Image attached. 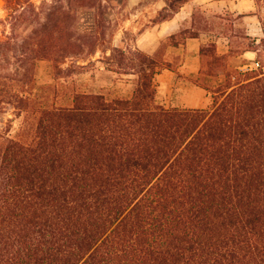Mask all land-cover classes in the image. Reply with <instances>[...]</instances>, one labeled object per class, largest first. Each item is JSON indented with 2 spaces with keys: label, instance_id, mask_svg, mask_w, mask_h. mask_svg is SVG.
<instances>
[{
  "label": "trees",
  "instance_id": "16d2710c",
  "mask_svg": "<svg viewBox=\"0 0 264 264\" xmlns=\"http://www.w3.org/2000/svg\"><path fill=\"white\" fill-rule=\"evenodd\" d=\"M2 1L10 35L0 69L14 66L15 78L0 75V112L9 105L22 122L15 137L0 134V264H264L263 40L244 50L258 66L227 73L210 108L157 104V60L113 47L109 65L138 76L130 98L76 93L39 108L36 63L60 78L71 72L60 64L100 43L67 36L68 18L51 11L41 21L30 0ZM188 1H167L161 22ZM20 29L29 31L17 46ZM203 29L166 40L183 45ZM199 56V74H224L214 44Z\"/></svg>",
  "mask_w": 264,
  "mask_h": 264
},
{
  "label": "rangeland",
  "instance_id": "374dc122",
  "mask_svg": "<svg viewBox=\"0 0 264 264\" xmlns=\"http://www.w3.org/2000/svg\"><path fill=\"white\" fill-rule=\"evenodd\" d=\"M25 1L21 0L23 3ZM30 1L36 10L41 12V21L51 11L54 13L52 19L55 22L68 18V21L64 22L70 30L66 33L67 36L76 30L84 35L92 34L91 38H97L100 43L94 54H87V51H84L81 55L68 57L60 64V67L71 68V72L68 75H60V78H55V70L51 62L43 60L36 63L31 96L35 98L39 108L68 105L76 93H98L107 99L130 98L138 76L124 74L118 69L116 62H113V66L109 65L106 56H109L112 47L120 48L127 54L140 51L157 60L159 73L154 79L155 99L157 104L165 108H210L213 102L210 92L224 80L227 73L235 74V72H246L256 68L257 57L251 54L253 52H244V50L253 43L259 44L257 39L263 40L258 48L260 61L264 65L262 25L258 26L261 28L260 31L253 30L247 20L240 19L229 11L223 12L221 7L214 8L198 4V10L195 12L197 18L201 17L212 24L209 30L204 32L203 41L207 42V45L214 44L216 52L225 59L224 74L211 78L199 72H187V69L183 68L185 65L187 68L193 66V59L188 60L185 55H193L197 43L188 47L181 44L171 46L174 44L173 41L166 39L173 29H160L161 20L167 15L161 8L171 0ZM186 8L182 16L187 15L189 7ZM221 11L223 15L220 14ZM95 19L102 23L100 32H95ZM9 21L7 12L4 10V3L0 0L1 40H5L10 35ZM193 21L187 17L181 28L183 30L193 28ZM28 31L29 29H20V38L16 39L14 45L19 46L21 39ZM0 64L5 67L2 61ZM196 65L198 66L197 63ZM14 68L10 66L6 70L0 69V75L13 79L15 78ZM21 122L22 117H17L11 106L4 105V109L0 112V134L15 137Z\"/></svg>",
  "mask_w": 264,
  "mask_h": 264
},
{
  "label": "crops",
  "instance_id": "0c3cea01",
  "mask_svg": "<svg viewBox=\"0 0 264 264\" xmlns=\"http://www.w3.org/2000/svg\"><path fill=\"white\" fill-rule=\"evenodd\" d=\"M197 3V4H196ZM260 5H259V1L257 0H189L185 5H183L179 11L174 14V16L167 20L164 21L162 23H160V29H173L171 34H176L178 32H180L181 30H183V21L189 17L190 21L193 20L194 18V29H203V26L206 28V30H209V27L212 25L210 21L206 22L204 19L197 18V15L195 12H197L198 10V4H202L205 5L207 7H214V8H218L221 7V9L223 10V12H231L234 13L236 15V17L240 18V19H244L247 20L249 26H252L253 30L259 31L261 30V28H258L259 24L261 26V21H264V0L260 1ZM188 8L187 11V15L185 14L184 16H182L183 14V10L185 8ZM186 8V9H187ZM162 9V8H161ZM260 12H259V11ZM258 11V13H257ZM222 13V11L220 12V14ZM196 15V18L194 17ZM223 15V13H222ZM219 18V17H218ZM217 18V19H218ZM200 25V26H199ZM198 31V35L196 37H189L185 39V42L183 44V46L185 45L186 47L190 46V45H194V43H197V45L195 44V51H193V55H185V58H187L188 60L193 59V66H189L187 68V66L185 65L183 68L187 69V72H199L201 69V60H200V56H199V51L200 48L203 44L207 43L205 41H203L202 37H204V32L205 31ZM260 42V39H257ZM251 54H255V53H251ZM256 56V54H255ZM196 63L198 64V66L196 65Z\"/></svg>",
  "mask_w": 264,
  "mask_h": 264
},
{
  "label": "built area",
  "instance_id": "2783aa9c",
  "mask_svg": "<svg viewBox=\"0 0 264 264\" xmlns=\"http://www.w3.org/2000/svg\"><path fill=\"white\" fill-rule=\"evenodd\" d=\"M258 66V63H256V67Z\"/></svg>",
  "mask_w": 264,
  "mask_h": 264
}]
</instances>
